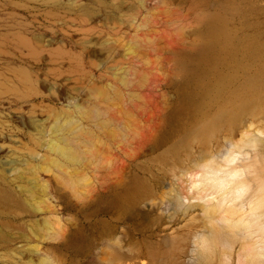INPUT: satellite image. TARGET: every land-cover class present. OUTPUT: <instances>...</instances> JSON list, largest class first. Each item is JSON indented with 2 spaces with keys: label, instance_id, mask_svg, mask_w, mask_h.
<instances>
[{
  "label": "rangeland",
  "instance_id": "rangeland-1",
  "mask_svg": "<svg viewBox=\"0 0 264 264\" xmlns=\"http://www.w3.org/2000/svg\"><path fill=\"white\" fill-rule=\"evenodd\" d=\"M256 1L264 29V0ZM206 8L203 0H0V190L12 196L0 204V264L201 257L205 220L176 207L191 194L196 165L221 161L236 143L253 154L241 139L264 138V104L223 126L207 149L187 135L206 117L185 110L174 119L176 58L197 48ZM133 179L149 190L148 206L96 215V203L105 208ZM102 223L113 228L108 238L95 228ZM221 249L208 264H220ZM150 250L169 258L150 260Z\"/></svg>",
  "mask_w": 264,
  "mask_h": 264
},
{
  "label": "bare ground",
  "instance_id": "bare-ground-1",
  "mask_svg": "<svg viewBox=\"0 0 264 264\" xmlns=\"http://www.w3.org/2000/svg\"><path fill=\"white\" fill-rule=\"evenodd\" d=\"M255 2L203 0L207 12L200 18L199 44L194 52L176 58L174 119L179 120L185 110L190 118L206 117L200 129L187 134L197 137L198 145L206 149L223 126L233 128L244 115L264 104V29L259 19L263 9ZM186 141L179 147L186 148ZM241 141L249 143L254 153L236 151V143L217 161L207 151L208 160L196 165L201 172L190 179L191 194L176 203L178 211H197L205 220L202 255L192 257L191 264H208L217 248H222L220 264H264V138ZM257 145L262 146L261 152ZM238 155L249 161L237 163ZM148 196L143 182L133 179L124 191L111 195L105 208L96 203L95 212L99 215L123 207L133 213L142 203L149 205ZM9 201V192L0 190V204ZM95 228L102 238L113 234L105 223ZM234 242L239 245L236 252ZM147 255L150 260L169 258L155 250ZM108 258L109 264L121 259L116 253Z\"/></svg>",
  "mask_w": 264,
  "mask_h": 264
}]
</instances>
